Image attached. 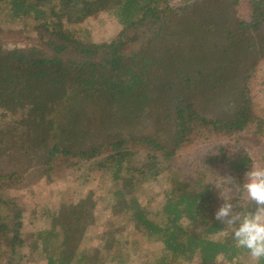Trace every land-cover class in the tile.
Wrapping results in <instances>:
<instances>
[{"label":"trees","instance_id":"obj_1","mask_svg":"<svg viewBox=\"0 0 264 264\" xmlns=\"http://www.w3.org/2000/svg\"><path fill=\"white\" fill-rule=\"evenodd\" d=\"M196 1L0 0V25L29 20L36 35V43L13 47L5 46L0 38V119L16 117L19 125L31 124L45 141L54 129L56 109L65 103L69 92L84 98L96 97L103 105L139 98L148 74V58L143 55L146 46L162 36L168 22L197 7ZM211 1L214 13L225 16L239 36L244 34L246 39L248 34L252 38L246 48L255 51L248 63L232 59L224 69L216 70H225L226 83L235 86L232 101L221 103L229 107L231 114L206 115L196 102L178 98L165 115L172 129L171 146L149 135L117 136L85 149L53 144L42 157V173L47 177L54 170L82 166L107 173L115 186L111 206L119 207L115 211L125 215L144 241L158 243L159 251L152 252L149 259L146 250L140 252L132 242L115 238L103 257L91 259L85 253L76 257L86 229L95 222L96 199L88 191L56 216V228L42 232L39 253L44 264H216L218 256L222 264H241V257L250 256L247 249L236 246L231 228L214 217L223 203L216 185L204 172L179 173L172 164L176 152L197 138L230 136L250 125L260 128L262 123L254 112L248 82L258 58L264 59V38L256 36L264 29V0H243L246 19L234 14L239 0ZM209 9L212 8L205 11ZM104 10L120 24L117 36L110 41L82 42L78 30L71 25L80 26ZM214 13L210 22L197 19L208 28L219 19ZM223 29L234 43L233 33ZM237 40L239 44L243 42V38ZM135 149L145 152L140 163L133 159ZM203 163L206 167L225 168L229 183L237 185L239 192L244 173L253 167L246 151L230 152L224 147L207 154ZM162 172L167 189L162 203L149 213L135 189L140 182L157 178ZM22 184L23 177L16 171L0 172L3 264H19L23 256V209L6 194L8 189ZM230 200L234 213L257 210L255 202L246 196Z\"/></svg>","mask_w":264,"mask_h":264},{"label":"rangeland","instance_id":"obj_2","mask_svg":"<svg viewBox=\"0 0 264 264\" xmlns=\"http://www.w3.org/2000/svg\"><path fill=\"white\" fill-rule=\"evenodd\" d=\"M196 2L197 7L194 4L193 8L168 22L162 36L146 46L143 55L148 58V74L139 98L103 105L102 100L96 97L84 98L69 92L65 103L56 109L54 129L45 141H42L39 130L31 124L19 125L16 117L0 119V172L14 170L23 177L22 186L6 191L23 209V256L19 264H44L39 253L42 232L56 228V216L88 191H92L96 199L95 222L86 229L76 257L81 253L91 259L103 257L115 238L132 242L140 252L146 250L149 259L152 252L159 251L158 243L144 241L125 215L115 211L119 207L111 206V191L115 186L107 173L102 169L89 170L82 166L54 170L47 177L42 173V157L53 144L85 149L117 136L149 135L171 146L172 129L165 115L171 111L178 98L196 102L197 107L206 115L231 114L229 107L221 103H224L223 100L232 101L236 89L233 83H226L227 77L222 69L232 59L236 63L240 60L243 64L248 63L255 51L246 46L253 40L248 34L246 39L244 34L239 36L234 25L227 22L225 16L214 13L213 1ZM205 8L212 9L205 11ZM213 13L219 19L208 28L197 19L199 17L202 21L210 22ZM234 14L239 18H247L248 12L243 0H239ZM30 25L29 20L2 23L0 38L4 45L13 47L36 43V35ZM71 26L78 30L77 35L86 44L110 41L121 28L108 10L88 17L80 26ZM223 28L233 33L234 43ZM256 36L264 38V29ZM239 37L243 38L240 44L237 40ZM218 67L222 69L216 71ZM248 88L254 112L262 121L260 128L250 125L230 136L197 138L176 152L172 160L173 168L179 173L204 172L207 179L216 185L221 196L229 199L245 197L242 195L243 187L239 192L237 185L229 183L225 168L206 167L203 158L220 147L230 152L242 149L250 155L253 167L264 168L262 56L258 58L251 73ZM144 155L142 149L133 150L136 163L142 162ZM165 180V172H162L157 178L140 182L135 189L136 196L149 213L163 201L167 189ZM240 262L253 264L248 255L241 257ZM3 263L0 259V264ZM216 264H222L221 260H217Z\"/></svg>","mask_w":264,"mask_h":264},{"label":"clouds","instance_id":"obj_3","mask_svg":"<svg viewBox=\"0 0 264 264\" xmlns=\"http://www.w3.org/2000/svg\"><path fill=\"white\" fill-rule=\"evenodd\" d=\"M244 175L242 195L254 201L257 210L243 215L234 213L231 200L220 196L223 203L215 210L214 217L231 228L236 246L247 249L253 264H260L264 260V168H249Z\"/></svg>","mask_w":264,"mask_h":264}]
</instances>
